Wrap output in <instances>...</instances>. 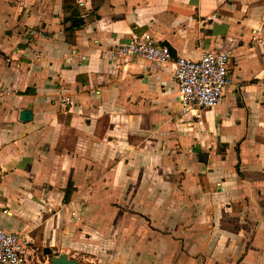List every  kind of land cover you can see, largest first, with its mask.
<instances>
[{"label": "crops", "instance_id": "crops-1", "mask_svg": "<svg viewBox=\"0 0 264 264\" xmlns=\"http://www.w3.org/2000/svg\"><path fill=\"white\" fill-rule=\"evenodd\" d=\"M76 3L69 30L64 0H0V229L38 259L264 264V0ZM143 34L171 62L103 56ZM207 51L233 84L197 121L173 62Z\"/></svg>", "mask_w": 264, "mask_h": 264}, {"label": "built area", "instance_id": "built-area-1", "mask_svg": "<svg viewBox=\"0 0 264 264\" xmlns=\"http://www.w3.org/2000/svg\"><path fill=\"white\" fill-rule=\"evenodd\" d=\"M31 39L43 38V32L28 30ZM76 59L83 63L86 56L71 53L66 62ZM103 56L115 62L116 67L125 61H146L167 64L171 62L168 46L158 44L149 34L133 35L128 42L103 51ZM231 55L228 52H204L198 60L177 57L173 62L172 75L177 85L180 113L200 120L203 109H212L222 103L224 91L233 84L229 76ZM260 108L264 111V79ZM59 103L71 104V98L63 86L58 88ZM44 263V262H43ZM29 250L27 241L17 233L0 229V264H43ZM48 264V260H46Z\"/></svg>", "mask_w": 264, "mask_h": 264}, {"label": "water", "instance_id": "water-1", "mask_svg": "<svg viewBox=\"0 0 264 264\" xmlns=\"http://www.w3.org/2000/svg\"><path fill=\"white\" fill-rule=\"evenodd\" d=\"M19 119L22 122H28L32 119V114L28 110H22L19 114ZM44 253L49 256L51 252L49 250H44ZM50 264H80V263L73 259L68 258L67 255L65 254H60L56 257H52L50 259Z\"/></svg>", "mask_w": 264, "mask_h": 264}, {"label": "trees", "instance_id": "trees-1", "mask_svg": "<svg viewBox=\"0 0 264 264\" xmlns=\"http://www.w3.org/2000/svg\"><path fill=\"white\" fill-rule=\"evenodd\" d=\"M64 13L69 15L68 21L70 22L69 30L76 28L79 24L78 8L76 0H64Z\"/></svg>", "mask_w": 264, "mask_h": 264}, {"label": "rangeland", "instance_id": "rangeland-1", "mask_svg": "<svg viewBox=\"0 0 264 264\" xmlns=\"http://www.w3.org/2000/svg\"><path fill=\"white\" fill-rule=\"evenodd\" d=\"M50 256H45L44 258H40L39 260L43 263V261L44 260H48V264H50V258H49ZM48 258V259H47ZM79 259V258H78ZM75 261H77V262H79L80 264H84V262H82V260H75Z\"/></svg>", "mask_w": 264, "mask_h": 264}]
</instances>
